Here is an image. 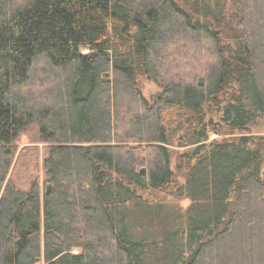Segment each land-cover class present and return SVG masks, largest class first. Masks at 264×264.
<instances>
[{"label": "trees", "instance_id": "1", "mask_svg": "<svg viewBox=\"0 0 264 264\" xmlns=\"http://www.w3.org/2000/svg\"><path fill=\"white\" fill-rule=\"evenodd\" d=\"M0 264H264V0H0Z\"/></svg>", "mask_w": 264, "mask_h": 264}, {"label": "rangeland", "instance_id": "2", "mask_svg": "<svg viewBox=\"0 0 264 264\" xmlns=\"http://www.w3.org/2000/svg\"><path fill=\"white\" fill-rule=\"evenodd\" d=\"M200 77H204V76H200ZM142 90H143L144 95L148 99L154 100L156 98L158 92H160V87L152 81H145V82H143ZM219 139H221L220 135H218L216 133L210 134V141L211 140H219ZM172 141L174 143V145L171 146V148L173 149V152H174V157L172 159V161H173L172 166H173V169H176V157L179 156V154L188 152V150L193 149L194 146H182V144H181L182 140L179 139L178 136L173 137ZM19 143H20L19 150H22L23 148H32L29 151V152H31L32 150L33 151L36 150L35 148H37V147L39 148L38 151L41 149V152L39 153V155L36 152V156L33 155L29 159H28V157L24 158V160L19 161V163H18V169H16V172L18 170V174L20 175V180L25 183L26 181L29 180V178H31V176L38 173V171L41 173L42 158L44 156L45 150L43 151V148H44L43 144L31 143L30 138L28 137V134H23ZM20 156L23 157L25 155L21 153ZM22 186H23V188H27L24 184ZM167 198H170V197H167ZM189 203H190L189 200H184L181 202V205L183 207H187L189 205ZM74 251L77 252V249H75Z\"/></svg>", "mask_w": 264, "mask_h": 264}, {"label": "water", "instance_id": "3", "mask_svg": "<svg viewBox=\"0 0 264 264\" xmlns=\"http://www.w3.org/2000/svg\"><path fill=\"white\" fill-rule=\"evenodd\" d=\"M107 76H108V74H107ZM199 82H200V84H204V83H205V78H204V77H200ZM145 172H146L145 169H143V170H142V173L145 174ZM51 189H52V185L49 184V185H48V189H47V191L50 192Z\"/></svg>", "mask_w": 264, "mask_h": 264}]
</instances>
